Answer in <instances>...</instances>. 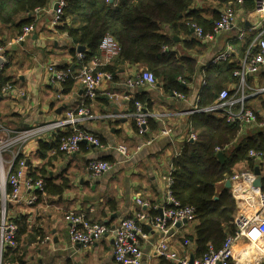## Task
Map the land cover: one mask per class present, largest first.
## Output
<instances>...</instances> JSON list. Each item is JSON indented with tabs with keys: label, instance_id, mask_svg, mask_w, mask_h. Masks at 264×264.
Masks as SVG:
<instances>
[{
	"label": "crops",
	"instance_id": "crops-1",
	"mask_svg": "<svg viewBox=\"0 0 264 264\" xmlns=\"http://www.w3.org/2000/svg\"><path fill=\"white\" fill-rule=\"evenodd\" d=\"M56 1L49 0L45 8L38 10L33 23H30L32 32L23 41L7 46L0 56V79H6L14 89L7 94L0 92V127L10 136L62 117L83 101L82 86L77 80L72 79L73 86L69 93L61 92V87L49 81L47 67L50 64L57 68L69 67L73 72H77L80 67L74 61V54L76 55L80 45L73 43L65 33L56 28L60 23H52ZM247 2L240 6L234 5L235 24L244 27L246 33L243 40H233L234 52L227 61L213 63L212 59L225 48L230 38L235 37L236 29L216 34L211 31L212 38L204 41L196 38L192 28L188 33L183 30L174 33L168 26L162 29L173 38L176 37L171 47L176 57L187 56L195 61V73L184 98L167 91L160 82L154 87L127 89L124 81L144 69L140 64L125 63L118 70L116 78L113 76L112 80H104L95 98L86 100L94 117L79 124L84 131L95 134L102 146L83 142L76 153L56 155L58 150L55 132H47L20 143L26 171L44 167L52 182L59 183L61 178L67 177L69 187L56 195L45 191L30 206L22 203L6 205L7 217L17 225V247L11 249L16 252L3 251L0 264H117L113 259V238L110 234H105L90 246L74 244L70 240L66 214L83 212L89 223L113 226L136 210L143 209L153 216L166 206L169 160L180 153L185 143L196 139L189 138L190 132H193L190 117L195 114L190 113V110L195 106L201 107L198 106L200 94L206 83L213 79L216 67L225 62L239 65L240 58L256 33L249 29L255 17L253 18V7L250 8ZM223 8L225 7L212 0H194L190 9L209 19L214 13L219 15ZM24 17L25 14L20 15V18ZM16 34L13 25L2 27L1 44L6 46ZM186 42H191L192 46H187ZM228 79L221 89H227L231 96H235L238 78L232 74ZM245 81V105L261 118L264 113V90H257L264 87V67L246 76ZM110 93L113 94L111 97L108 95ZM134 97H143L144 104L151 113L150 118L156 124L146 132L147 139L144 135H138L133 125V107L131 108L130 101ZM207 113L221 115L218 112ZM109 114L116 116H105ZM162 128H169V135H161ZM262 132L264 133V126L257 124L239 130L237 140L228 146L226 155L242 139L256 138ZM0 138L3 139L1 133ZM148 139L152 141L146 144ZM117 144L127 147V158L113 148ZM218 152L223 153L221 149L216 150V155ZM10 157V152L1 153L3 172L8 169L7 161ZM94 159L114 161L116 165L108 172L93 176L87 170V165ZM257 161L262 165H255L253 169L258 167L259 177H262L264 160L260 158ZM7 188L6 182L1 180L0 198ZM138 198L147 201L150 206H139L136 202ZM142 224L145 225V229L142 228L144 236L140 239L144 254L142 264H162L160 257L154 256V247L160 239V233L150 223V219L142 221ZM192 225L193 222H185L177 227L170 241L173 249L181 252V238L192 232ZM188 244L187 251L190 253L193 244L190 241ZM245 250L244 246H236L229 264H264L262 252L255 255L252 253L255 250Z\"/></svg>",
	"mask_w": 264,
	"mask_h": 264
},
{
	"label": "built area",
	"instance_id": "built-area-1",
	"mask_svg": "<svg viewBox=\"0 0 264 264\" xmlns=\"http://www.w3.org/2000/svg\"><path fill=\"white\" fill-rule=\"evenodd\" d=\"M248 0H232L228 6L223 8L219 17L214 21L213 33L225 32L236 29L237 33L234 38H230L225 48L213 57L212 62L217 63L227 61L234 52L233 40H243L246 30L244 27H238L235 24L236 8L234 5H242ZM253 4V18L250 30L256 31L254 37L250 40L243 56L238 62V67L233 74L238 78L235 85V96H231L227 89H221L210 105L197 107L195 106L190 113L198 112H218L224 116L228 123H238L240 130L250 127L254 124L264 126V113L259 115L245 105L247 87L245 78L251 73L257 72L264 67V0H249ZM56 8H53L52 23H60L62 8L65 5L64 0L55 2ZM251 15V13H250ZM249 15V16H250ZM196 38L199 40H209L212 38L211 33H205L203 29L191 24ZM32 32V25H25L15 38L6 44H0V56L3 55L7 46L12 43L23 41ZM166 48H164L165 50ZM120 52V46L110 33H105L99 40L98 53L91 57L88 62L81 63L79 70L73 72L69 67L57 68L54 64L47 67L50 83L58 87L67 79H75L82 86L83 101L76 107L68 110L62 117L55 120L47 121L28 128L21 132L9 135L7 131L0 127V181L4 180L10 191L3 192L0 198V256L6 247H14L17 244V225L7 217L6 205L8 203H22L30 206L36 202L38 197L45 193L44 181L41 178L33 179L27 175L26 161L22 154L21 142L34 139L37 136L47 132H57L71 127L66 135H62L59 140V150L65 154H73L80 150L81 143L100 147V139L93 133L84 131L79 124L87 119L93 118L86 100L96 97L97 92L104 80H112L113 74L101 69L102 66L111 62ZM85 57L83 52L76 51L77 61L81 62ZM183 82V80H181ZM155 75L149 70H143L124 81L127 89L137 87H154L157 84ZM205 84V83H203ZM13 85L5 81L0 84V92L7 94L13 91ZM264 87L257 91H263ZM179 98H184L182 93L172 91ZM110 97L113 94H108ZM126 98H129L127 96ZM132 99V98H131ZM133 111L131 113L136 133L140 136L148 131V119L151 113L139 100L133 101ZM106 117H115L116 115H105ZM169 128H162L161 135H169ZM189 138L194 140L196 134L190 132ZM151 139L146 140V144L151 143ZM113 148L124 158L129 156V151L124 144H117ZM216 150H220L216 148ZM10 152V159L7 161L8 169L3 172L1 169V153ZM249 156L259 160L260 153L249 152ZM15 164V170L12 167ZM114 161L103 159H94L88 162L87 170L93 175L98 176L108 172L115 167ZM256 175L253 170H245L233 173L230 180V193L236 204V212L233 218L235 232L227 235L221 248L218 250L209 249L201 258H193L190 262V253L187 251L188 240L182 241V250L176 251L171 247V237L177 231V227L193 219L194 209L191 206H179L178 203L170 196L167 188L166 205L161 213L150 216L145 210L140 209L132 215L124 217L116 225L110 226L106 223H89L83 212H68L66 221L71 242L82 246H90L102 238L105 234H110L113 238V259L117 264H142L144 254L140 246V239L144 236L141 226L142 221L150 219V223L160 233V239L154 247V256L160 257L162 264H229L236 246L255 247V250L264 254V176L260 177L261 184L254 185ZM171 179L168 177V185ZM139 206L149 207L147 201L136 199ZM185 221V222H183Z\"/></svg>",
	"mask_w": 264,
	"mask_h": 264
},
{
	"label": "trees",
	"instance_id": "trees-1",
	"mask_svg": "<svg viewBox=\"0 0 264 264\" xmlns=\"http://www.w3.org/2000/svg\"><path fill=\"white\" fill-rule=\"evenodd\" d=\"M64 1L60 25L56 28L65 33L73 43L85 48V57L81 62L77 61L74 54L76 64L86 63L97 55L100 38L103 34L110 33L118 42L120 52L111 62L102 66V70L109 71L116 78L118 70L125 63L144 65L167 91L183 95L189 92L188 85L196 69L195 61L187 56L176 57L175 51L171 49L175 43L174 38L162 29L168 26L174 33H179L180 30L188 33L191 24L195 23L205 33H210L214 21L219 17L218 13H214L209 19L203 18L197 11L190 9L194 0ZM212 1L226 7L232 0ZM48 2L49 0H0V29L11 24L18 35L23 26L33 23L35 13L45 8ZM247 3L250 8L253 7L251 1L248 0ZM22 14L26 17L20 18ZM185 44L192 46L191 42ZM237 67L234 62L221 63L216 67L213 79L202 89L198 106L212 104L219 89L232 77ZM5 81L6 79H0V84ZM72 86L73 81L69 78L59 87L61 92L69 93ZM134 100L145 103L143 97H134L130 101L131 108ZM133 125L135 126V122ZM155 125L154 119L149 118L148 130ZM190 125L196 139L185 143L180 153L169 160L168 177L171 181L168 190L179 206H191L194 209L193 219L186 221L193 222L192 232L183 235L181 241H190L193 244L190 254L193 258H201L209 249H220L226 236L235 232L233 218L236 204L230 188H225L224 183L238 164L244 163L247 170H253L255 165L261 167L262 163L249 156V152L260 153L264 160V133L256 138L242 139L226 155L228 146L237 140L240 130L238 123H228L222 115L200 112L191 115ZM70 130L71 127H66L56 132V155L63 153L59 150L58 142ZM145 138L147 139L146 136ZM216 148L224 153L222 162L216 156ZM15 167L14 164L12 172ZM27 175L33 179H43L44 191L51 195L60 194L69 187L67 177L61 178L59 183L52 182L44 167L28 170ZM7 189L10 191L9 187ZM169 206L172 205H166ZM141 226L145 229V225L141 223ZM16 247L17 244L6 247L4 253L16 252L11 250Z\"/></svg>",
	"mask_w": 264,
	"mask_h": 264
},
{
	"label": "water",
	"instance_id": "water-1",
	"mask_svg": "<svg viewBox=\"0 0 264 264\" xmlns=\"http://www.w3.org/2000/svg\"><path fill=\"white\" fill-rule=\"evenodd\" d=\"M56 4H54V8H56ZM174 39H176V37L174 38ZM77 51L78 52H83L84 51V47L83 46H78L77 47ZM1 58H0V63H1ZM217 158L222 162L223 160H224V156H223V153L222 152H218L217 153ZM253 172H254V174L257 176L256 177V179H255V181H254V185L255 186H259L260 184H261V179H260V177H259V175H260V171H259V169H258V167H255L254 169H253ZM224 185H225V188H230V180H226L225 181V183H224ZM159 213H161V209H159ZM183 222H185V221H183ZM192 260H193V256L191 255V257H190V262H192Z\"/></svg>",
	"mask_w": 264,
	"mask_h": 264
},
{
	"label": "rangeland",
	"instance_id": "rangeland-1",
	"mask_svg": "<svg viewBox=\"0 0 264 264\" xmlns=\"http://www.w3.org/2000/svg\"><path fill=\"white\" fill-rule=\"evenodd\" d=\"M143 69L144 70H148L147 69V67L146 66H144L143 65ZM253 126V125H252ZM251 127V126H250ZM249 127V128H250ZM248 168H247V166H245V165H241V164H239V165H237L236 167H234V170H233V173H235V172H242V171H245V170H247ZM248 250H255V247L253 246V247H251V246H249L248 247Z\"/></svg>",
	"mask_w": 264,
	"mask_h": 264
},
{
	"label": "bare ground",
	"instance_id": "bare-ground-1",
	"mask_svg": "<svg viewBox=\"0 0 264 264\" xmlns=\"http://www.w3.org/2000/svg\"><path fill=\"white\" fill-rule=\"evenodd\" d=\"M247 249H248V247H246V250H247ZM246 250H245V251H246ZM259 252H260V251L255 250V251H253L252 253H254V254L256 255V254H258Z\"/></svg>",
	"mask_w": 264,
	"mask_h": 264
}]
</instances>
